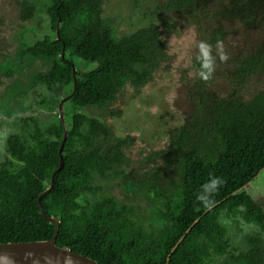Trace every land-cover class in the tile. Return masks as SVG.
Masks as SVG:
<instances>
[{
  "label": "trees",
  "instance_id": "trees-1",
  "mask_svg": "<svg viewBox=\"0 0 264 264\" xmlns=\"http://www.w3.org/2000/svg\"><path fill=\"white\" fill-rule=\"evenodd\" d=\"M99 1L52 0L46 13L53 35H44L21 52L50 58L49 72L37 73L32 85H44L51 92L57 86L55 101L70 87L68 94L73 95L69 101L75 106L101 107L115 98L126 78L141 84L156 64L158 32L154 26L116 37L114 29L101 22ZM177 1L179 7L190 3ZM21 6L23 20L34 17L33 4L22 0ZM213 15H219V21L238 19L251 26L256 20L264 22V0H229ZM83 16L89 18L88 23ZM223 30L214 28L208 42L215 45L222 40ZM74 57L80 61L78 65ZM235 64L227 75L231 91L222 98L212 96L210 101L206 92L200 91L192 117L171 132L167 152L179 172L170 191L160 187L156 175L144 179L161 204L156 212L163 222L159 229H148L143 222L133 220L129 207L118 206L113 198L94 204L75 203L80 191L90 190L91 172L104 174L122 155L113 149L101 154L92 148L98 132L107 134L97 118L81 113L71 116L62 148L63 165L54 175L53 187L39 201L47 216L59 220L58 246L100 264H166L171 249L184 235L168 264H209L213 257L226 254L237 264H264L260 241L249 238L248 249L238 254L229 249L226 228L219 220L223 211L227 216L238 213L264 233V211L246 190L264 170V88L248 98L241 93L264 71V49L241 57ZM196 65L199 69L197 61ZM34 129L33 145L22 142L17 134L7 140L6 151L22 165L16 171L5 166L10 160L0 166V243L48 240L54 233V224L41 214L37 197L59 164L63 128L60 121L58 127L42 131L35 125ZM57 130L60 136H56ZM197 130L209 141V148L202 141L189 145ZM213 176L224 183L212 197L214 203L206 207L198 195Z\"/></svg>",
  "mask_w": 264,
  "mask_h": 264
},
{
  "label": "rangeland",
  "instance_id": "rangeland-1",
  "mask_svg": "<svg viewBox=\"0 0 264 264\" xmlns=\"http://www.w3.org/2000/svg\"><path fill=\"white\" fill-rule=\"evenodd\" d=\"M21 1L0 0V164L10 160L11 164L5 166L11 171H16L22 163L6 151L8 138L17 134L22 142L33 145L35 125L42 131L58 127L59 101L70 91V87L66 88L64 95L55 101L57 86L51 92L44 85H32L37 73L49 72L51 60L21 52L44 35H53L46 13L52 0H27L36 7V14L26 20L20 17ZM228 1L190 0L183 7H179L177 0L99 1L101 22L114 29L116 37L129 35L143 26H154L158 32L155 53L158 57L141 84L126 78L115 98L101 107H77L69 100L63 104V119L68 129L75 113L95 117L105 125L107 134L98 132L92 148L101 154L113 149L122 155L104 174L91 172L90 190L80 191L75 203L94 204L113 198L118 206L129 207L133 220L143 222L148 229L161 227L163 222L156 215L161 204L144 179L156 175L160 187L166 191H170L171 182L177 179L179 167L167 152L172 142L171 132L192 117L200 91L206 92L209 101L212 96L225 97L232 88L227 75L237 65L235 62L259 48L264 49L263 21L256 20L247 26L238 19L219 21V15H213ZM82 19L89 22L85 16ZM218 25L224 29L221 39L229 59L226 63L217 59L216 71L207 82L194 79L198 70L196 45L201 40L208 41ZM74 63L78 65L80 61L74 57ZM258 88H264V71L257 80L248 82L241 93L248 98ZM57 135L60 136L58 130ZM193 135L189 145L202 141L209 148V141L199 136L198 130ZM246 190L264 211V170ZM219 220L226 228L229 249H235V254L247 250L249 238L260 241V247L264 248V233L255 224L245 222L240 214L227 216L223 211ZM209 264L237 263L226 254L215 256Z\"/></svg>",
  "mask_w": 264,
  "mask_h": 264
},
{
  "label": "water",
  "instance_id": "water-1",
  "mask_svg": "<svg viewBox=\"0 0 264 264\" xmlns=\"http://www.w3.org/2000/svg\"><path fill=\"white\" fill-rule=\"evenodd\" d=\"M58 33V27L56 29ZM75 73L73 71V80L75 82ZM73 93L68 94L59 101L58 112L60 121L63 128V136L58 148L59 164L52 172L50 176L49 185L38 194L37 202L44 218L54 224L53 236L48 240H36L25 242H5L0 243V264H100L96 260L86 257L82 254L71 251L67 247H60L55 243L59 220L53 216H47L44 212L42 205L40 204V198L49 192L54 184V175L58 172L63 165L62 148L67 138L68 129L63 119V104L72 97ZM247 186V185H246ZM207 209L205 212H207ZM197 221V220H195ZM190 228L186 230L189 231ZM184 235L176 242L167 256L166 264L169 262V256L178 246Z\"/></svg>",
  "mask_w": 264,
  "mask_h": 264
},
{
  "label": "clouds",
  "instance_id": "clouds-1",
  "mask_svg": "<svg viewBox=\"0 0 264 264\" xmlns=\"http://www.w3.org/2000/svg\"><path fill=\"white\" fill-rule=\"evenodd\" d=\"M197 53L195 60L199 63V69L196 71L194 79H200L205 82L210 80L217 67V59L221 63H226L229 59V55L225 50V46L222 40H217L215 45L208 41L201 40L196 45ZM224 180L220 177H211L209 181L205 182L201 186L202 191L198 195V199L205 204L206 207H210L214 200L212 197L218 192L219 187L222 186Z\"/></svg>",
  "mask_w": 264,
  "mask_h": 264
},
{
  "label": "flooded vegetation",
  "instance_id": "flooded-vegetation-1",
  "mask_svg": "<svg viewBox=\"0 0 264 264\" xmlns=\"http://www.w3.org/2000/svg\"><path fill=\"white\" fill-rule=\"evenodd\" d=\"M67 95H68V94H67ZM67 95H66V96H67ZM0 166H1V164H0ZM255 178H256V177H255ZM251 182H252V181H251ZM251 182H249L248 185H249ZM248 185H247V186H248ZM248 245H249V243H248ZM248 247H249V246H248ZM247 249H248V248H247ZM213 258H214V257H213Z\"/></svg>",
  "mask_w": 264,
  "mask_h": 264
}]
</instances>
